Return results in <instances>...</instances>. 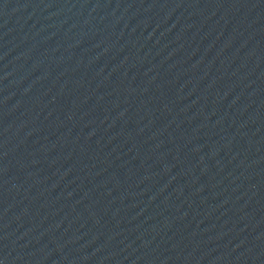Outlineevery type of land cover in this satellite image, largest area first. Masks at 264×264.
<instances>
[{"label":"water","instance_id":"obj_1","mask_svg":"<svg viewBox=\"0 0 264 264\" xmlns=\"http://www.w3.org/2000/svg\"><path fill=\"white\" fill-rule=\"evenodd\" d=\"M0 264H264V0H0Z\"/></svg>","mask_w":264,"mask_h":264}]
</instances>
